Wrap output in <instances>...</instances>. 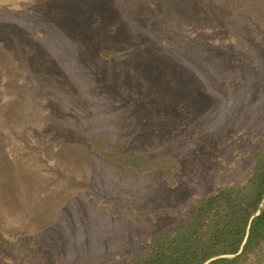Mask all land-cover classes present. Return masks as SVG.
<instances>
[{"label":"rangeland","instance_id":"374dc122","mask_svg":"<svg viewBox=\"0 0 264 264\" xmlns=\"http://www.w3.org/2000/svg\"><path fill=\"white\" fill-rule=\"evenodd\" d=\"M260 137L264 0H0V264H125Z\"/></svg>","mask_w":264,"mask_h":264},{"label":"trees","instance_id":"16d2710c","mask_svg":"<svg viewBox=\"0 0 264 264\" xmlns=\"http://www.w3.org/2000/svg\"><path fill=\"white\" fill-rule=\"evenodd\" d=\"M253 154L243 181L196 198L188 218L158 228L125 264H264V137ZM105 155L138 171L159 166L133 152Z\"/></svg>","mask_w":264,"mask_h":264}]
</instances>
